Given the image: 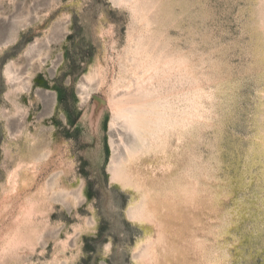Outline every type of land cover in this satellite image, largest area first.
Instances as JSON below:
<instances>
[{"label": "rangeland", "instance_id": "rangeland-1", "mask_svg": "<svg viewBox=\"0 0 264 264\" xmlns=\"http://www.w3.org/2000/svg\"><path fill=\"white\" fill-rule=\"evenodd\" d=\"M129 1L0 0V264H264V0ZM145 29L188 71L140 142L106 100Z\"/></svg>", "mask_w": 264, "mask_h": 264}, {"label": "bare ground", "instance_id": "bare-ground-1", "mask_svg": "<svg viewBox=\"0 0 264 264\" xmlns=\"http://www.w3.org/2000/svg\"><path fill=\"white\" fill-rule=\"evenodd\" d=\"M139 1L140 0H130L129 2H131V4L133 2L134 5ZM142 9L140 10L142 12L135 14V17L142 18V20H146L151 24L147 10L145 12ZM150 24H147V26L149 27ZM149 32V29H145L142 32L140 42L132 52L135 60V69L131 72L135 77V83H126V77L120 78L119 83L122 84L121 86L127 88V91L119 96H115L117 85L119 86V84H116L115 87L110 90L106 100L111 108L112 121L116 123V121L122 120L127 127L134 131L136 137H139L138 139L140 142L143 140L142 138L146 136L154 137L156 135V130L161 131L170 125L169 109L159 105L156 100V84L163 83L173 74L182 75L188 71L181 57H177L175 60H169L163 54V48L159 45V41L154 39V34L152 35L153 37L149 36ZM189 114H193L192 111ZM137 149L138 147L126 148L128 159L135 156ZM113 171L114 176L119 178L118 180L124 181L125 185H130L132 183L123 172L122 164H116ZM144 210L132 208L130 214L135 219L147 220L148 217H150V213Z\"/></svg>", "mask_w": 264, "mask_h": 264}]
</instances>
